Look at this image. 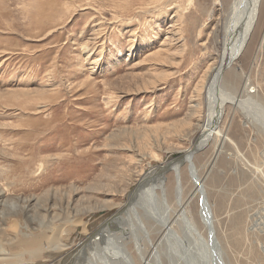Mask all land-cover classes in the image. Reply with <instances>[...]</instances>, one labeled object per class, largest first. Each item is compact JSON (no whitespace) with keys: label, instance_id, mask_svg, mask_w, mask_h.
I'll use <instances>...</instances> for the list:
<instances>
[{"label":"rangeland","instance_id":"rangeland-1","mask_svg":"<svg viewBox=\"0 0 264 264\" xmlns=\"http://www.w3.org/2000/svg\"><path fill=\"white\" fill-rule=\"evenodd\" d=\"M153 1L0 0V264H122L107 250L124 245L135 264H193L178 249L207 235L208 264H264V0L229 63L239 0ZM210 82L229 97L218 119ZM186 150L194 168L164 167Z\"/></svg>","mask_w":264,"mask_h":264},{"label":"bare ground","instance_id":"bare-ground-1","mask_svg":"<svg viewBox=\"0 0 264 264\" xmlns=\"http://www.w3.org/2000/svg\"><path fill=\"white\" fill-rule=\"evenodd\" d=\"M259 1L260 0H239L238 1V3H237V6L234 8V12H232L233 14L234 13H236V12H238L239 14H242V10L243 11H245L243 14H249V16L251 17V18H254V19H251V21L249 22V24L247 25V27H246V31H247V33L244 35V37L241 39V40H239V41H237V43H235V44H233L232 46H233V48H232V51H231V55H229V56H227L226 58H227V61H225V62H227V63H229V62H231V60L235 57V56H237L238 55V53H239V51L240 50H242V48L244 47V44H245V42L247 41V37H248V35H249V32H250V30H251V28H252V25H253V23L255 22V19H256V17H257V3H259ZM155 4H157V2H156V0H154L153 1ZM162 2V1H161ZM244 2H247V3H244ZM260 3H262L261 1H260ZM169 4V3H168ZM174 4H176V3H171V7H170V9H175V5ZM238 4H239V6H238ZM148 6V5H147ZM166 6H164V5H162V7H157V8H159V9H163V8H165ZM167 8H168V6H167ZM176 8H179V6H177ZM174 12V11H173ZM228 14V16H227V19L225 20V23H224V26H223V30H224V39H225V42L229 39V41H230V39H231V37H233V36H231L232 34V32H231V30L230 29H232L233 28V26H235V24L237 23V20H235V18H236V16H234L233 14L232 15H230V11L227 13ZM242 14V15H243ZM230 30V31H229ZM225 58V59H226ZM222 61V60H221ZM223 64V63H222ZM231 64V63H230ZM223 66V65H222ZM215 69V68H214ZM217 69V68H216ZM220 72H221V68L218 70V76L220 75ZM214 74V73H213ZM210 85H211V82H210V84H208V86H207V88H208V92H207V94H208V99H209V101H210V114L212 113V111H214L215 112V114H216V116H217V119H218V115H219V112L220 111H223V109H224V105H225V100L226 99H229V97L227 96V97H221L220 98V101H219V99H218V103L217 102H215V100H216V98H214V97H210L209 95V90H210ZM219 85V84H218ZM252 89V88H251ZM250 89V90H251ZM252 91V90H251ZM254 91V90H253ZM220 96H221V94H220ZM230 100H232V98H230ZM233 101V100H232ZM237 101H239V100H237ZM234 102V101H233ZM240 102V101H239ZM234 104H236V103H234ZM216 108L218 109V110H216ZM220 114H222L221 112H220ZM220 116V115H219ZM220 118V117H219ZM212 120V119H211ZM210 120H206L205 121V123H204V126H203V130H202V133H204L200 138H199V140H198V142L196 143L197 144V147L198 146H200L201 144H203V143H205L206 141H207V138H208V135L207 134H210V127H211V125H210V122H209ZM212 128V127H211ZM195 144V143H194ZM181 155H185V156H187V158H186V160L184 161V162H189L190 163V165L192 166V163H191V161H190V156L192 155L193 156V154H192V152H191V150H186V151H183V152H181L180 153V156ZM45 163V162H44ZM183 162H180V163H176L175 165H173V164H171V165H169V163H167L166 164V166H164V167H167V166H171V169H178L179 168V166L182 164ZM42 164V163H41ZM164 168H162V169H160L161 171L163 170ZM192 170V169H191ZM157 171V170H156ZM193 171V170H192ZM196 171V170H195ZM191 172V171H190ZM159 173V172H158ZM161 177V178H160ZM158 176V177H155V179L154 180H151L152 182H159L160 184H162L163 183V181L165 180L164 178L165 177H163L162 175L161 176ZM194 178L196 179V181H197V183H198V181H200L198 178L199 177H197L196 175H195V173H194ZM143 181H145V177L144 178H142L141 179V181H140V183L141 182H143ZM150 182V179L149 180H147V182H145L146 184H140L138 187H137V189H135V191H134V193H136L137 194V197H138V195H141V197L143 198V201H142V204H144L145 205V200H146V204L148 205L150 202L149 201H151V199L152 198H150V196L149 197H147V199H145V192L147 193L148 192V190H147V188H148V183ZM157 183H153L152 184V186L153 185H157ZM158 183V184H159ZM194 183H195V185H196V182L194 181ZM201 183V182H200ZM202 184V183H201ZM200 184V185H201ZM145 185H147L146 187H145ZM200 185L198 184L197 186H195V191H198L199 190V188H200ZM140 187V189L141 190H139L138 188ZM151 187V185L149 186V188ZM179 187V186H178ZM178 189V188H177ZM194 191V192H195ZM150 192L152 193V195L154 194L153 193V191L152 190H150ZM3 193H1L0 192V197H1V195H2ZM151 195V196H152ZM176 195H177V193H176ZM157 196V195H156ZM166 196V195H165ZM132 197V196H131ZM153 197V196H152ZM177 199L179 200V199H181V198H179V196L177 195ZM136 197H132V200L133 199H135ZM202 199H203V197H202ZM1 200V199H0ZM180 201V200H179ZM1 203V202H0ZM177 204H178V202H177ZM179 205H180V203H179ZM129 206L130 205H125L124 206V208H125V213L127 214L128 213V211L130 210L129 209ZM183 207V206H182ZM181 207V209L183 210V208ZM129 209V210H128ZM201 218H202V220H203V222L205 223V222H207V219L205 218V215L203 214V209H202V207H201ZM97 211V210H96ZM101 211V210H100ZM176 211V210H175ZM102 212H104V210H102ZM156 212V211H155ZM181 212V211H180ZM3 213V212H2ZM126 214H124V215H126ZM1 215V214H0ZM102 215V214H101ZM94 216H96V215H94ZM208 216H210V215H208ZM160 217H161V220L160 221H163V219L165 218V215H160ZM124 219H125V216H122L121 215V217H118L117 219H113L112 221H115L116 222V224L118 225V227H119V229H121L122 230V232H124V229H122L121 227H120V225L122 226V224L124 223V222H122V221H124ZM171 220V219H170ZM191 220H193V219H191ZM82 221H78V222H73L72 224H71V226H76V227H79L80 225H81V228H82V230H84V227H85V224H86V222L85 223H81ZM173 222L174 221H170L169 223H168V220H167V217H166V221L164 222L163 221V226L165 227V230H166V228H168V230L170 229V226L171 225H173ZM205 227L208 229V225L206 224L205 225ZM65 229H67V228H65ZM169 234H170V232H168L166 235H165V233H164V236L162 237V238H164V239H166L168 236H169ZM50 236V235H49ZM45 237V236H44ZM44 237H42L41 239L39 238V239H30V240H28V241H25V243L27 244V245H29V248H30V251H29V256L30 257H33V256H35V255H40V254H42L44 251L42 250L43 248L42 247H40L41 246V242H42V240H43V238ZM47 237V236H46ZM45 237V238H46ZM49 238V237H48ZM122 238H123V233H122ZM204 238V237H203ZM203 238H201V237H199V238H194L193 240H191L192 242V245H193V247L191 246V250L190 251H186V249L185 248H183V247H181L180 249H178L179 250V253H180V256L183 258V259H191L192 258V261H193V264H208V261L205 259V257H206V255H204V253H205V251H206V254H208V252L210 251L209 249H210V247H211V245H212V242L211 241H209V238H208V235H207V239H206V246H205V251H203L202 250V246H199L198 244H197V241H200V242H202L203 243ZM96 237H95V240H94V243L95 242H97L96 241ZM48 241H51V243H52V245H54V246H56L55 248L56 249H60V250H64V249H67V241L65 242L64 240H62V238H61V236H59V234L58 233H55V235H53V237H51V238H49V240ZM138 242V241H137ZM81 243H83V242H81ZM151 243V242H150ZM115 244V243H114ZM152 244V243H151ZM150 244V245H151ZM44 246V245H43ZM47 246V245H46ZM53 246V247H54ZM219 246V245H218ZM218 246H217V249H219L218 248ZM124 247H125V245L124 246H122V248H119V249H109V250H107L108 251V253H110V255H109V257H115L116 259H117V261H121L122 262V264H135L134 263V260H133V257L131 256V254L129 253V252H127L125 249H124ZM220 247V246H219ZM137 250H139V252L143 255V249H141L139 246L137 247ZM45 253V252H44ZM210 253V252H209ZM211 254V253H210ZM51 255V254H50ZM53 255V254H52ZM55 255V254H54ZM18 256V260L17 261H22V258L24 257V255L23 254H19V255H16V257ZM56 256V255H55ZM156 257L158 256V255H155ZM13 257L14 256H12V259H13ZM154 257V256H153ZM179 257V256H178ZM198 258H199V260H198ZM3 258H2V256H1V258H0V261L2 260ZM5 259V258H4ZM7 260V259H6ZM144 260V264H145V259H143ZM151 260V259H150ZM182 260V259H181ZM2 261H4V260H2ZM183 261V260H182ZM200 262V263H199ZM213 262V261H212ZM25 263V262H24ZM147 263V262H146ZM181 263H183V262H181ZM23 264V263H22ZM25 264H27V263H25ZM110 264H113V261L110 263ZM121 264V263H120ZM210 264H213V263H211V261H210Z\"/></svg>","mask_w":264,"mask_h":264},{"label":"water","instance_id":"water-1","mask_svg":"<svg viewBox=\"0 0 264 264\" xmlns=\"http://www.w3.org/2000/svg\"><path fill=\"white\" fill-rule=\"evenodd\" d=\"M248 17H249V14L247 13L245 16H244V18L241 20V22H240V24H241V26L239 25V27H237V34H238V37H243V35H244V33H245V31H246V24H247V21H248ZM241 51V50H240ZM239 51V53H238V55L237 56H235V59L240 55V52ZM225 70V67L223 68V71ZM222 71V72H223ZM221 76H222V74H221ZM221 112V111H220ZM220 112H219V115H220ZM192 155L190 156V160L192 159ZM186 158H187V156H185V155H181V156H178L177 157V159H179V161L180 162H184L185 160H186ZM192 167L194 168V165H193V163H192ZM168 169H170L169 167H168ZM168 171V170H167ZM204 199V198H203Z\"/></svg>","mask_w":264,"mask_h":264}]
</instances>
